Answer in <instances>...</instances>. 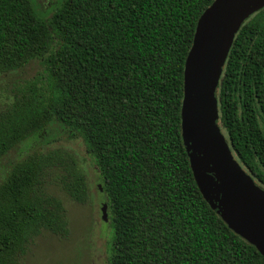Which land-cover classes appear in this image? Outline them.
<instances>
[{"label":"trees","instance_id":"obj_1","mask_svg":"<svg viewBox=\"0 0 264 264\" xmlns=\"http://www.w3.org/2000/svg\"><path fill=\"white\" fill-rule=\"evenodd\" d=\"M213 0H0V72L41 58L36 77L0 111V264H18L42 229L64 237L47 169L75 201L85 177L70 154L36 150L52 123L82 139L112 227L108 264H264L200 193L182 143L183 68ZM218 124L264 188V7L237 30L216 88ZM17 158L8 160L10 152Z\"/></svg>","mask_w":264,"mask_h":264},{"label":"water","instance_id":"obj_2","mask_svg":"<svg viewBox=\"0 0 264 264\" xmlns=\"http://www.w3.org/2000/svg\"><path fill=\"white\" fill-rule=\"evenodd\" d=\"M262 7L264 0H213L200 14L183 68L180 129L194 181L205 201L264 257V188L232 153L218 124L216 97L237 30Z\"/></svg>","mask_w":264,"mask_h":264},{"label":"rangeland","instance_id":"obj_3","mask_svg":"<svg viewBox=\"0 0 264 264\" xmlns=\"http://www.w3.org/2000/svg\"><path fill=\"white\" fill-rule=\"evenodd\" d=\"M31 1L41 16H49L62 0ZM36 77H45L41 58L29 61L18 70L0 72V111L9 106L15 97H20ZM34 147L42 152L57 149L65 155L70 154L84 174L87 197L84 202L73 200L59 182L61 169H47L44 191L60 200L68 233L61 237L42 229L28 239L24 251L16 255V261L18 264H108L112 227L106 216L102 218L101 208L105 205V197L102 190L98 189V172L82 139L71 135L61 125L52 123ZM17 152H10L6 158H17Z\"/></svg>","mask_w":264,"mask_h":264},{"label":"flooded vegetation","instance_id":"obj_4","mask_svg":"<svg viewBox=\"0 0 264 264\" xmlns=\"http://www.w3.org/2000/svg\"><path fill=\"white\" fill-rule=\"evenodd\" d=\"M225 136V135H224ZM226 138V137H225ZM229 144V143H228Z\"/></svg>","mask_w":264,"mask_h":264}]
</instances>
